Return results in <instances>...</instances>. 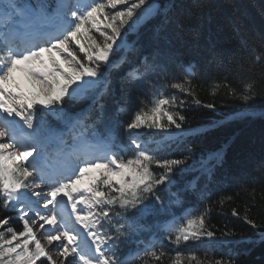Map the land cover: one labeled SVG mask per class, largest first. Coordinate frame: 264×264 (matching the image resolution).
<instances>
[{
  "label": "snow or ice",
  "instance_id": "1",
  "mask_svg": "<svg viewBox=\"0 0 264 264\" xmlns=\"http://www.w3.org/2000/svg\"><path fill=\"white\" fill-rule=\"evenodd\" d=\"M205 11L247 51L225 59L210 41L219 78L191 64L177 75L162 46L198 44ZM150 18L159 23L144 55L128 37ZM217 96L249 108L264 98V34L245 26L236 0H0V209L15 213L0 218V264H239L234 247L251 241L209 224L213 205L223 211L233 197L185 207L188 193L210 200L201 182L228 145L194 159L187 138L202 129L184 111L189 99L215 111ZM244 115L256 113L230 119ZM241 189L255 200V186ZM250 213L231 209L264 228ZM197 245L203 255L187 250Z\"/></svg>",
  "mask_w": 264,
  "mask_h": 264
},
{
  "label": "trees",
  "instance_id": "2",
  "mask_svg": "<svg viewBox=\"0 0 264 264\" xmlns=\"http://www.w3.org/2000/svg\"><path fill=\"white\" fill-rule=\"evenodd\" d=\"M170 0H161V3H168ZM244 13L245 26L253 34H264V0H236ZM209 15L213 19H209ZM159 23V18H151L144 23L136 34H130L129 42L135 41V45L144 55L154 51L153 33L155 26ZM220 22L215 18V14L205 11L203 18L197 22L196 27L199 29L201 36L198 44L191 47H172L162 46L160 53L161 59L174 64L175 71L179 75V65L183 64L193 66V71L199 74L207 71L209 79H218L221 73H218L215 63L209 65L210 58V41L215 45V52L225 59L229 56H241L247 50L241 51L237 39H232L227 29L223 31L219 27ZM127 67V66H125ZM229 79H232L230 76ZM118 88V86H117ZM198 95L204 102H209L212 97L209 95L208 88L198 89ZM217 108L215 111L191 104L189 99L188 110L184 114L188 118V127L202 129L195 136L188 137L187 140L195 145L194 159H199L203 154L219 150L228 145L225 153V161L222 167H219L214 178L205 183L201 182V187L210 197L209 201H204L199 192L188 193L185 198V207L203 209L206 203L218 200L221 196L231 195L233 200L227 203L220 210L219 205L214 204L210 213L209 224L219 236L220 231L225 229H234L238 234L250 240L251 243L240 244L234 247V251L240 253L239 264H264V242L260 239V234L264 233V228L253 229L242 219L231 215V209L236 208L242 216L245 205L252 206L254 218L257 223H264V199L259 192L264 190V179L261 178L260 164L264 162V117L260 115H245L239 118L230 119L241 110L264 108V98L257 99L249 108L248 105L240 101H235L221 96L216 97ZM126 119V117H124ZM223 120L224 123L219 127H214L216 121ZM183 148L177 150L175 155H180ZM190 179L191 176H187ZM179 180L180 178L177 177ZM248 185L249 189L253 186L257 189L255 200L241 189V185ZM176 215H180L179 209L173 208ZM15 217V213L5 212L0 209V218L4 216ZM155 223V221H152ZM12 223L19 230L21 223L13 219ZM167 244V241H165ZM125 253L135 249L134 245H122ZM169 247H174L169 245ZM225 248H217V251H225ZM187 250L203 255L201 246H189Z\"/></svg>",
  "mask_w": 264,
  "mask_h": 264
},
{
  "label": "rangeland",
  "instance_id": "3",
  "mask_svg": "<svg viewBox=\"0 0 264 264\" xmlns=\"http://www.w3.org/2000/svg\"><path fill=\"white\" fill-rule=\"evenodd\" d=\"M159 2L161 3V0H159ZM147 20H148V19H147ZM147 20H145V21H147ZM145 21H144V22H145ZM144 22H143V23H144ZM141 24H142V23H141ZM141 24H140V25H141ZM140 25H139V26H140ZM138 28H139V27H138ZM249 111H254V112L256 113V115H259V113H260L261 111H264V108L246 109V110H241V111H239V113H245V112H249ZM244 116H245V115H244ZM84 184L87 185V180L84 181ZM46 227H47V226H46Z\"/></svg>",
  "mask_w": 264,
  "mask_h": 264
}]
</instances>
